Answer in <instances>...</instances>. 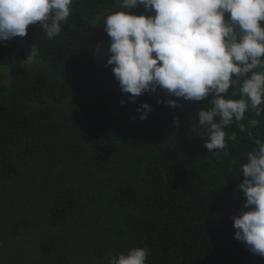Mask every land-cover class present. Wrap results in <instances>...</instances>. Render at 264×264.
<instances>
[{
	"label": "trees",
	"instance_id": "1",
	"mask_svg": "<svg viewBox=\"0 0 264 264\" xmlns=\"http://www.w3.org/2000/svg\"><path fill=\"white\" fill-rule=\"evenodd\" d=\"M122 2L73 0L53 38L29 25L0 42V67L32 45L43 62L0 88V264H108L135 247L149 249L146 264H264L234 239L231 219L248 210L240 165L264 142V103L227 126L236 139L218 157L194 119L211 96L190 102L158 88L130 102L106 64L103 27ZM142 103L153 109L144 120Z\"/></svg>",
	"mask_w": 264,
	"mask_h": 264
},
{
	"label": "clouds",
	"instance_id": "2",
	"mask_svg": "<svg viewBox=\"0 0 264 264\" xmlns=\"http://www.w3.org/2000/svg\"><path fill=\"white\" fill-rule=\"evenodd\" d=\"M72 3L0 0V42L26 36L29 25H39L48 39L53 38L61 32ZM138 6H143V14L132 12ZM120 7L126 11L107 15L103 27L109 37L106 64L112 66L121 92L131 94L130 102L158 88L190 102L211 96L210 106L194 119L203 129L204 147L216 150L218 157L226 155L221 150H226L227 140L236 139L235 133L225 131L227 126L243 120L249 105L259 116L264 103V72L254 71L264 66V0H123ZM36 53L32 45L29 57ZM229 93L241 98L228 99ZM157 102L179 106L174 99ZM151 111L147 103L137 108L141 120ZM257 124L250 121L253 127ZM255 143L258 148L240 165L243 180L238 188L248 210L231 219L234 239L264 257V142ZM148 255L149 249L135 247L109 257L108 264H146Z\"/></svg>",
	"mask_w": 264,
	"mask_h": 264
},
{
	"label": "rangeland",
	"instance_id": "3",
	"mask_svg": "<svg viewBox=\"0 0 264 264\" xmlns=\"http://www.w3.org/2000/svg\"><path fill=\"white\" fill-rule=\"evenodd\" d=\"M43 67V62L40 59L26 56L24 60L14 62L10 65L1 66L0 73L3 74L0 80V86L6 85L8 80L11 79L12 73L18 69H40Z\"/></svg>",
	"mask_w": 264,
	"mask_h": 264
}]
</instances>
